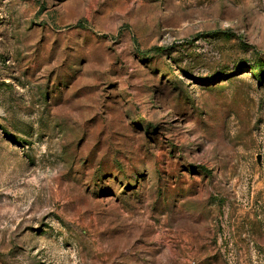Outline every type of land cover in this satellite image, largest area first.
Here are the masks:
<instances>
[{
    "label": "rangeland",
    "instance_id": "obj_1",
    "mask_svg": "<svg viewBox=\"0 0 264 264\" xmlns=\"http://www.w3.org/2000/svg\"><path fill=\"white\" fill-rule=\"evenodd\" d=\"M0 264H264V0H0Z\"/></svg>",
    "mask_w": 264,
    "mask_h": 264
},
{
    "label": "trees",
    "instance_id": "obj_2",
    "mask_svg": "<svg viewBox=\"0 0 264 264\" xmlns=\"http://www.w3.org/2000/svg\"><path fill=\"white\" fill-rule=\"evenodd\" d=\"M158 51H161V49H159ZM259 64H256L255 66H253V69H259ZM252 69V68H251ZM259 73V72H258Z\"/></svg>",
    "mask_w": 264,
    "mask_h": 264
}]
</instances>
